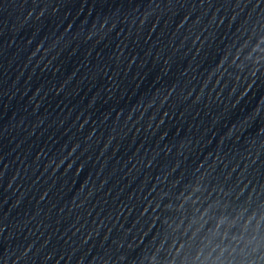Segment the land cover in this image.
Masks as SVG:
<instances>
[{"label":"water","instance_id":"95a60500","mask_svg":"<svg viewBox=\"0 0 264 264\" xmlns=\"http://www.w3.org/2000/svg\"><path fill=\"white\" fill-rule=\"evenodd\" d=\"M0 264H264V0H0Z\"/></svg>","mask_w":264,"mask_h":264}]
</instances>
